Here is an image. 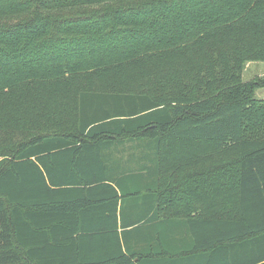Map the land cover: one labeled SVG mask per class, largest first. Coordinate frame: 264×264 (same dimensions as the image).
<instances>
[{"label":"trees","instance_id":"obj_1","mask_svg":"<svg viewBox=\"0 0 264 264\" xmlns=\"http://www.w3.org/2000/svg\"><path fill=\"white\" fill-rule=\"evenodd\" d=\"M249 63L264 0H0V264H264Z\"/></svg>","mask_w":264,"mask_h":264},{"label":"crops","instance_id":"obj_2","mask_svg":"<svg viewBox=\"0 0 264 264\" xmlns=\"http://www.w3.org/2000/svg\"><path fill=\"white\" fill-rule=\"evenodd\" d=\"M143 146H146V144H144L143 142H127V143H121L119 150L120 152L118 153V157H119V162L118 164H120L119 166L116 165V168H131L129 161H128V156L129 153L126 152L124 153V150H129L130 148H136L135 151V156L137 157V161L135 163H132V167H136L137 165H139L138 167H143L144 168V172L142 173L143 178L145 179V182L147 181V172H148V167L150 166V162H149V157H145L147 149H144ZM114 145H111V148L109 150L106 151L105 155H106V159H108L111 156V151L112 154L114 152ZM113 167V166H112ZM122 175L117 176L115 179L119 180V178H122ZM151 207V205L148 203L144 204L143 206L140 207V205L134 202L133 198H124L120 201L119 203V213H118V221H119V228H118V234L121 238V240L123 241V238H125L124 236L127 235V232H130L129 230L131 228H134V226L136 224H138L139 226L144 227V230L146 229L145 223H146V217H142V215L144 216H150L149 219L151 218V216L154 215V209ZM135 215L139 216L136 217L135 219ZM142 217L143 220H139V218ZM148 219V218H147ZM127 224V227H129V229H123L122 225ZM133 226V227H131Z\"/></svg>","mask_w":264,"mask_h":264},{"label":"rangeland","instance_id":"obj_3","mask_svg":"<svg viewBox=\"0 0 264 264\" xmlns=\"http://www.w3.org/2000/svg\"><path fill=\"white\" fill-rule=\"evenodd\" d=\"M255 78H264V63H249L243 73V81L247 82ZM257 99H264V89L256 93Z\"/></svg>","mask_w":264,"mask_h":264}]
</instances>
